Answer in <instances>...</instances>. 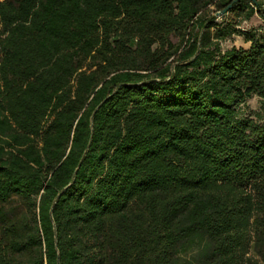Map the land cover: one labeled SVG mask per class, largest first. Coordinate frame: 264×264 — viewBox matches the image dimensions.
I'll list each match as a JSON object with an SVG mask.
<instances>
[{
    "label": "trees",
    "instance_id": "obj_1",
    "mask_svg": "<svg viewBox=\"0 0 264 264\" xmlns=\"http://www.w3.org/2000/svg\"><path fill=\"white\" fill-rule=\"evenodd\" d=\"M223 9L264 19L0 0V264H264V42Z\"/></svg>",
    "mask_w": 264,
    "mask_h": 264
},
{
    "label": "rangeland",
    "instance_id": "obj_2",
    "mask_svg": "<svg viewBox=\"0 0 264 264\" xmlns=\"http://www.w3.org/2000/svg\"><path fill=\"white\" fill-rule=\"evenodd\" d=\"M209 10L212 11V8H209ZM215 15L218 16L216 20L218 23H221V21H228L231 24L236 25V27L239 29H255V33L257 34V36L264 42V19L257 13L253 14L248 19L244 18V12L239 13L237 11L228 12L225 14L221 12H216ZM221 45L223 48L230 47L231 45L247 47L248 43L243 41V38L241 36L234 33L231 36H228L225 40H223ZM257 105V98L252 97L246 101L243 108L244 111L247 112L249 110L255 109Z\"/></svg>",
    "mask_w": 264,
    "mask_h": 264
},
{
    "label": "water",
    "instance_id": "obj_3",
    "mask_svg": "<svg viewBox=\"0 0 264 264\" xmlns=\"http://www.w3.org/2000/svg\"><path fill=\"white\" fill-rule=\"evenodd\" d=\"M226 11V9H223L222 11H221V13H224Z\"/></svg>",
    "mask_w": 264,
    "mask_h": 264
}]
</instances>
